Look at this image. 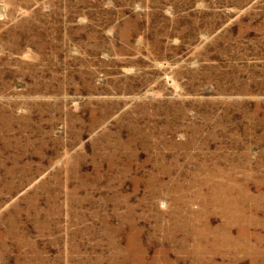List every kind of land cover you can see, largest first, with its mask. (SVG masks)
Listing matches in <instances>:
<instances>
[{
	"label": "rangeland",
	"instance_id": "rangeland-1",
	"mask_svg": "<svg viewBox=\"0 0 264 264\" xmlns=\"http://www.w3.org/2000/svg\"><path fill=\"white\" fill-rule=\"evenodd\" d=\"M0 264H264V0H0Z\"/></svg>",
	"mask_w": 264,
	"mask_h": 264
}]
</instances>
